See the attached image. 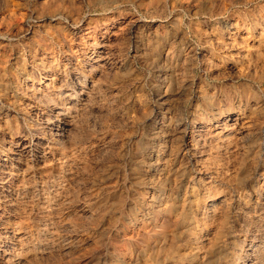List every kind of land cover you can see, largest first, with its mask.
Returning a JSON list of instances; mask_svg holds the SVG:
<instances>
[{
    "label": "rangeland",
    "instance_id": "374dc122",
    "mask_svg": "<svg viewBox=\"0 0 264 264\" xmlns=\"http://www.w3.org/2000/svg\"><path fill=\"white\" fill-rule=\"evenodd\" d=\"M56 13L91 20L98 39L107 22L123 26L104 45L108 65L82 79L88 97L63 112L73 123L66 138L41 133L58 151L82 147L72 163L39 168L40 152L7 168L23 193L9 203L0 196V264H264V0H0V160L15 141L42 136L18 93L48 101L53 72L73 86L76 57L92 52L63 61V21H46ZM237 29L243 38L234 43ZM52 56L62 64L45 71ZM160 67L162 105L152 91ZM21 69L33 72L32 87L16 88ZM173 120L191 125L184 142L200 129L231 135L212 150L201 142V164L191 166L197 143L185 150L167 137ZM156 134L164 161L149 166L142 151ZM154 196L162 206L146 211Z\"/></svg>",
    "mask_w": 264,
    "mask_h": 264
},
{
    "label": "bare ground",
    "instance_id": "6f19581e",
    "mask_svg": "<svg viewBox=\"0 0 264 264\" xmlns=\"http://www.w3.org/2000/svg\"><path fill=\"white\" fill-rule=\"evenodd\" d=\"M58 13H56V15H54V16H53V14H51L52 15L51 18L46 19V21L48 20V22H49L48 24H51V23L56 22L58 20L63 21L62 26H63L64 32L66 33L65 35H66V38L68 40V44L70 46V50L68 53H66L64 55L63 61H69L67 64H71V61L73 60L74 55H76L78 52L83 54L84 51H82V50L88 49L87 47L92 48V52L90 54V57L86 58L87 61H84L83 59L80 58V56H77L76 62L74 64L75 67H73L72 70L70 71L71 74H73L75 72L79 73L81 71V76L78 77L76 79V81H74V84L71 87L67 86V84H60L61 83L60 79H62V77L60 78L61 73L58 72V74H55V72H53L52 70H54L55 68L60 66L62 63H61V60L59 58H54L52 56V59H51L49 65L47 63L46 65H44V67H42V68H44L45 71H48V72L52 71L54 73V75L51 78H49L50 83L45 85L46 90H48V92H49L48 93L49 96L47 95L48 101L43 102L40 100H33L32 98H27L26 96H23L21 94V92L18 93V96L20 94V97H24L23 98L24 101L26 99L28 100L24 103H22V102L19 103V106L22 108L24 106V109L27 110L28 117L30 118V120H32L34 122L36 129H38V132L40 134L41 133L45 134L44 130H49V132L54 133V134H52L53 136L63 140L64 138H66L67 133L69 132L68 131L69 127L71 125H73V123L71 124V121L69 119H66V118H69V116H68L69 111L66 113L67 115L65 116V118L61 117L63 115V112H66V110H69L73 106H81L83 104L82 102L85 101V99L88 97L90 88H88L86 86V84H84L82 82V79L84 78L83 80H85V79L87 80L90 73H93L96 71L98 72V69H101L102 66L108 65L107 61L110 60V55L108 53L109 51L108 52L104 51L103 48H105L104 45L106 44V42H108L110 40V38L115 34L118 27L122 23H121V21H119L117 19L111 20L110 22H107V24H106L107 30H109L110 33H109V31L104 30L103 35L100 36L98 39L96 36V33H95L96 30L90 26L91 20H88V21L84 22V24L80 25V22H81L80 17L72 19V17L66 16L63 14H58ZM122 26H123V24H122ZM209 26H210V24H209ZM233 26L235 27V25H233L232 23L231 24L229 23V29L233 28ZM121 28L119 27V29H121ZM108 33H109V36H108ZM232 35H233L232 41L234 43H236L239 39L243 38L242 37L243 33H242V31H240V29L235 30ZM237 37L238 38L240 37V38L237 39ZM90 40H92V43H89ZM94 46H95V48L98 49V50L96 49L97 51H95ZM75 47H76V50L74 51L73 48H75ZM246 48H248L247 43L242 45L241 51L245 50ZM134 49H137V48H134ZM23 50H25V49L18 50L19 52H16L14 54V60H16V62H17V59L20 58L21 54L28 52V50L27 51L26 50L23 51ZM89 50H91V49H89ZM80 51H82V52H80ZM33 58H34V56H33ZM24 61L25 60H23V63L20 64V67H22L24 65ZM110 63H112V62H110ZM207 64H209L208 61H207L206 65ZM39 66H43V65L39 64ZM166 76H167L166 70L163 67H160L157 70V75H156L157 85L152 90L153 94L155 95L156 101H163L159 105H162V103H165V101H167L169 99L164 95V93L162 91L164 88V86H162V84L164 83V85H165V82L167 80ZM11 77H13V76H11ZM35 80L36 79L34 77L33 72H27V71H24L21 69L19 75L15 78L16 88L17 87L23 88L24 86H29L28 82H30V86L32 87ZM63 81H65V80H63ZM75 84H77V85L75 86ZM12 86H14V85H12ZM14 90H16V89L14 88ZM45 94H47V93H45ZM43 97H44V95H43ZM45 98H46V96H45ZM51 98L52 99L53 98H59L60 99L59 101H61V102L56 105L52 101ZM31 101H32V103H31ZM68 104L70 105V108L67 107ZM17 108H19V107H17ZM72 113H73V111H72ZM236 114H241V112L238 110V112ZM53 117H58V119L52 120ZM217 122H219V121L217 120L216 123ZM166 127L168 129V133L166 132L167 137L169 135L173 134L176 136V137L172 136L173 138H176L178 141H182V142H184V140L187 138V134L189 133V131L191 129V125L189 123H183L181 121H175L174 122V120L172 123H170ZM212 127L215 128L218 126H212ZM230 130H228V134H226L225 136L219 132H214L213 134H210L209 137H207L205 134L209 132L208 128L202 129V130L200 129V130L196 131V133L192 134V136H190V139L188 140V142H186V141H185L186 143L184 142L185 143L184 144L185 150H188L189 146H191V143H197V146L195 147L192 155L190 156V160H189L190 165L191 166H198L201 164L200 163L201 158L198 157L199 148H201L204 145L205 147L211 149L212 144H214L213 140H215V141L228 140L227 138L231 135ZM202 133H203V135H202ZM161 140H162V137L159 134H156L155 138H154V147H152V146L146 147L142 151V153L145 154V156L148 158L147 162H148L149 166H153V165L156 166L160 162L164 161L162 154L158 150L154 149L155 147H159L162 144ZM201 142H203V145L201 144ZM56 143L57 142L53 143V142H51V140L45 139L44 135H42L40 137V139L38 140L37 143H35V145H33V144H31V142H29V143L24 144L23 146L20 147L19 141H15L12 144V150H10L9 148H6V149L2 148V149H4V151L10 152L11 156L7 157V159L0 160V161H2V163L0 162V168L1 169L2 168H6V169L10 168L11 169V167H12V169H13V167H14L13 162L17 163V164L25 165V163L31 162V158H34L40 152H43V153H42L40 159L36 160L37 167L45 169L46 167L58 165L59 168H62L64 166L72 163V161L75 159V157L79 154L80 150L82 149V147H80V146H76V147L74 146L71 149L68 147L70 150H66V148H64L65 151H58L56 148V145H57ZM200 145H202V146L200 147ZM13 147H14V149H13ZM70 147H72V146H70ZM203 151H205V149ZM208 151H210V150H208ZM206 153H208V152H206ZM200 154H201V152H200ZM202 155H203V152H202ZM165 167H166V165H163V167L161 169L159 168L160 171H164ZM1 169H0V196L5 198L7 202L8 201L12 202V200L14 198L18 199V197L20 196L21 193H23V191L21 192V190L19 188L21 185L20 186L16 185V181H15V179H13V175H14L13 173L14 172L12 173L8 169H7V171H3ZM165 170H167V169H165ZM18 182H20V181H18ZM5 186H7L8 188L5 189ZM156 188L154 187V184L148 187V189L153 191L151 193V195L158 193ZM22 189H24V188H22ZM3 193L5 195H3ZM146 193H148V192H146ZM150 198H152V197H150ZM142 201H144V202L146 201L145 196L142 198ZM149 202H150V204H148V206L145 208L146 211L148 209H153V206H155V204H158V205L163 204V201L157 200V198L155 196L153 199H150ZM47 204H48V206L51 205L50 202H47ZM10 206H12V205H10ZM10 206L8 205V207H10ZM8 213L9 212H8L7 206H6V208L4 209V211L1 215L6 216V215H8ZM150 217H152V216L150 215ZM154 220H155V218H154ZM42 228H45V227H42ZM16 234L18 235L19 239H21V238L23 239V238H26L24 236L28 235V232L21 230V231H18ZM19 239H17V241ZM117 259L119 260L120 256H118Z\"/></svg>",
    "mask_w": 264,
    "mask_h": 264
}]
</instances>
